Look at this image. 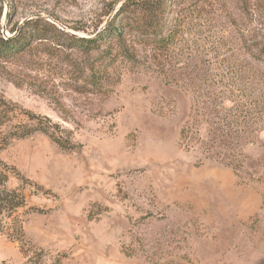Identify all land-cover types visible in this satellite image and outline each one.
<instances>
[{
	"label": "rangeland",
	"instance_id": "1",
	"mask_svg": "<svg viewBox=\"0 0 264 264\" xmlns=\"http://www.w3.org/2000/svg\"><path fill=\"white\" fill-rule=\"evenodd\" d=\"M124 1L0 0V38L37 32L0 58L12 124L35 113L75 145L2 153L28 181L0 264H264V0H167L170 43L127 36L135 62L74 45Z\"/></svg>",
	"mask_w": 264,
	"mask_h": 264
},
{
	"label": "trees",
	"instance_id": "2",
	"mask_svg": "<svg viewBox=\"0 0 264 264\" xmlns=\"http://www.w3.org/2000/svg\"><path fill=\"white\" fill-rule=\"evenodd\" d=\"M170 8L167 0H126L116 10L113 18L107 22L103 30L92 37L74 38L73 43L85 52H91L92 49L100 51L102 58L108 57L109 59L111 55H115L116 60L127 59L135 62L138 58L137 49L127 43V36L131 35L136 41L151 44L156 50L166 48L175 33L172 30V21L166 16ZM36 35L37 32L27 34L21 29L10 37L0 38V58H10L22 53L29 45V38ZM114 45L117 47L115 48ZM105 75H108L107 72ZM101 78L100 72H93L91 75L92 83L97 86L99 81L96 79ZM19 110L17 104L0 95V231L11 240L23 242L25 239L24 219L17 213L19 209L26 206L24 191L28 180L22 175L20 178L22 182L19 186H9L11 178L15 175L19 176L21 172L4 160L2 153L14 140L25 138L36 132L49 135L62 148L70 150L74 149L75 145L58 135L59 124L47 117L45 118L48 119L49 124L43 125L41 124L42 116L24 112L33 124L24 122L12 124ZM186 132V128H183V138ZM232 133L239 134L240 132L230 129L222 136L228 137Z\"/></svg>",
	"mask_w": 264,
	"mask_h": 264
}]
</instances>
